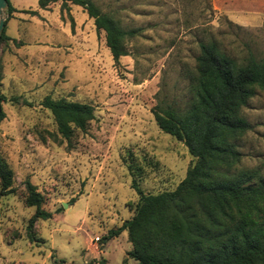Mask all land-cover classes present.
Here are the masks:
<instances>
[{"label": "rangeland", "instance_id": "rangeland-1", "mask_svg": "<svg viewBox=\"0 0 264 264\" xmlns=\"http://www.w3.org/2000/svg\"><path fill=\"white\" fill-rule=\"evenodd\" d=\"M92 1L135 31L118 63L80 6L61 9L58 1L43 10L37 0H8L15 11L3 13L2 30L21 45L0 40V160L15 188L0 193V264H136L126 231L106 237L134 212L132 181L144 194L172 191L195 160L157 126L152 109L189 104L202 42L238 63L250 52L264 56V0ZM45 96L88 103L95 118L69 141H55L53 116L40 104ZM241 115L251 128L233 139L240 157L229 171L264 177V90ZM26 180L52 213L31 235Z\"/></svg>", "mask_w": 264, "mask_h": 264}, {"label": "trees", "instance_id": "trees-1", "mask_svg": "<svg viewBox=\"0 0 264 264\" xmlns=\"http://www.w3.org/2000/svg\"><path fill=\"white\" fill-rule=\"evenodd\" d=\"M58 1L61 9L69 4L84 9L96 31L104 32L115 63L127 55L124 42L134 30H125L92 0H37L41 9ZM14 11L8 3L9 14ZM7 39L21 45L2 30L0 40ZM199 48L189 104L182 110L159 104L152 109L157 126L182 141L195 160L172 191L144 194L132 181L139 194L134 212L106 237L126 231L136 264H264V177L255 171H229L240 157L233 139L251 128L241 109L256 90H264V56L250 52L238 63L215 42H202ZM4 99L0 95V102ZM9 101L31 105L19 97ZM40 104L53 116L57 135H50L55 141H69L74 129L85 131L95 118L88 103L45 96ZM3 117L0 111V121ZM12 182L11 169L0 160V193H14ZM24 186L23 203L35 209L26 231L31 235L35 222L52 213L42 207L44 197L35 185L26 180Z\"/></svg>", "mask_w": 264, "mask_h": 264}, {"label": "water", "instance_id": "water-1", "mask_svg": "<svg viewBox=\"0 0 264 264\" xmlns=\"http://www.w3.org/2000/svg\"><path fill=\"white\" fill-rule=\"evenodd\" d=\"M7 12H8L7 0H0V33L4 26V19L6 18L5 16H3V13H7ZM0 111H1V107H0ZM63 206H65V204Z\"/></svg>", "mask_w": 264, "mask_h": 264}, {"label": "built area", "instance_id": "built-area-1", "mask_svg": "<svg viewBox=\"0 0 264 264\" xmlns=\"http://www.w3.org/2000/svg\"><path fill=\"white\" fill-rule=\"evenodd\" d=\"M100 238L99 237H95V240L98 241Z\"/></svg>", "mask_w": 264, "mask_h": 264}, {"label": "crops", "instance_id": "crops-1", "mask_svg": "<svg viewBox=\"0 0 264 264\" xmlns=\"http://www.w3.org/2000/svg\"><path fill=\"white\" fill-rule=\"evenodd\" d=\"M44 10V9H43Z\"/></svg>", "mask_w": 264, "mask_h": 264}]
</instances>
